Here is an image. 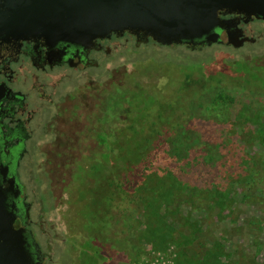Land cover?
<instances>
[{"label":"rangeland","instance_id":"374dc122","mask_svg":"<svg viewBox=\"0 0 264 264\" xmlns=\"http://www.w3.org/2000/svg\"><path fill=\"white\" fill-rule=\"evenodd\" d=\"M254 37L259 40L255 45L239 50L213 46L188 55L143 50L146 58L130 66V76L135 70L138 76L118 87L128 99L121 95L114 99L109 171L99 179L96 171L79 175L82 193L93 185H106V179L109 185L112 181L111 188L98 186L105 198L91 207L77 191H68L70 200H60L62 223L66 230L74 229L72 220L77 219L75 241L82 248L73 253L68 249L73 241H68L67 252L56 256L53 264L73 263L75 254L82 264H137L157 253L171 264H189L204 262L211 252L224 264H264V143L259 132H264V35L256 32ZM220 92L225 93L223 102L212 103ZM179 121L201 132L204 144L209 141L221 148L206 153L204 146L191 152L193 166L185 176L190 186L157 206L173 230L171 238L160 243L148 232L151 223L145 206L132 197L145 176L136 162L130 164L137 157L132 146L157 131H169ZM194 156L211 163L196 166ZM222 156L228 166L237 168L221 172L217 163ZM52 171L56 182L76 183L70 173ZM167 171L161 166L156 170L160 176ZM126 174L131 185L118 188ZM211 178L216 184H207ZM215 188L228 195L227 204L219 205L211 197Z\"/></svg>","mask_w":264,"mask_h":264},{"label":"flooded vegetation","instance_id":"af4514ba","mask_svg":"<svg viewBox=\"0 0 264 264\" xmlns=\"http://www.w3.org/2000/svg\"><path fill=\"white\" fill-rule=\"evenodd\" d=\"M80 11L81 0H0V207L6 204L24 220L37 264L57 263L68 241H73L69 250L81 251L75 241L77 219L74 229L62 223V200L77 191L91 207L105 198L98 186L111 188L106 179V185L82 193L79 175L96 171L99 179L109 171L114 99H128L118 87L138 76L136 70L130 76V66L146 58L143 50L186 55L213 46L239 50L259 41L256 32L264 35V18L227 10L219 13V25L196 39L170 41L131 25L83 35ZM232 33L244 39L240 47L222 38ZM59 168L76 183L52 179L51 169L57 174ZM74 256L70 264H82L80 255Z\"/></svg>","mask_w":264,"mask_h":264},{"label":"water","instance_id":"95a60500","mask_svg":"<svg viewBox=\"0 0 264 264\" xmlns=\"http://www.w3.org/2000/svg\"><path fill=\"white\" fill-rule=\"evenodd\" d=\"M223 10L264 18V0H81L77 22L83 35L131 25L173 41L209 34L220 24ZM222 38L235 47L244 42L237 33ZM209 39L214 41L215 36ZM0 264H37L28 249L24 220L6 204L0 207Z\"/></svg>","mask_w":264,"mask_h":264},{"label":"trees","instance_id":"16d2710c","mask_svg":"<svg viewBox=\"0 0 264 264\" xmlns=\"http://www.w3.org/2000/svg\"><path fill=\"white\" fill-rule=\"evenodd\" d=\"M188 82L189 81L186 83ZM224 94L225 93L223 92L218 93L215 98L212 99V103L223 102ZM259 116L260 114H258L257 117ZM259 132L260 134H263L262 142L264 143V132H261V130ZM202 137L203 134L196 128L190 129L186 127L183 122L179 121L176 124H173L169 131H157L155 135L145 136L142 139H139V141L136 140L132 146V151L135 150V153H137L135 155H137V157L131 159L130 164L136 162L138 168H142L144 172L143 175H145L143 180L138 184L132 197L134 201H139V203H143L145 206V214L148 216L151 223L148 232L160 243L168 241L173 234V230L168 226L166 219L160 215L159 207L157 206L166 203L174 195L185 191L188 186H190L186 184L190 180L186 181L185 176L189 173V170H187L189 169V166H193L191 165V152L197 147L204 148V146L207 147L205 150L206 153L215 148H221L219 145L214 146V144L209 141L204 144ZM220 144L225 145L226 143L222 142ZM226 150H229L230 152L233 151V149L229 147ZM222 158L223 156L220 157V162L217 163V165L219 164L218 167L221 172L225 174L229 171H233L234 168H237L233 167L232 169L228 166V162H224V159ZM193 162L196 166H203L205 162L211 163L202 156H194ZM159 166L168 168V171L165 174H162V176L158 175L156 172L157 167ZM214 179L215 178H211V180L207 181V184H210V181H212L213 184H216V180ZM131 183L132 180L126 174L122 181L117 182V187L121 188L122 185H131ZM213 190L211 197H215V200L219 205L227 204L229 200L228 195L222 192L219 188ZM189 264L224 263L218 261L214 253L211 252L204 262H192Z\"/></svg>","mask_w":264,"mask_h":264},{"label":"built area","instance_id":"2783aa9c","mask_svg":"<svg viewBox=\"0 0 264 264\" xmlns=\"http://www.w3.org/2000/svg\"><path fill=\"white\" fill-rule=\"evenodd\" d=\"M137 264H171L168 262L167 257L162 253H157L150 260L140 261Z\"/></svg>","mask_w":264,"mask_h":264}]
</instances>
